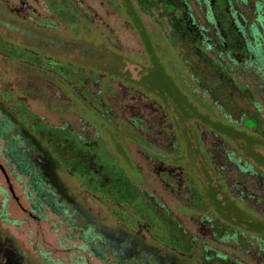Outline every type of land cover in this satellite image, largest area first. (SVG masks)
I'll list each match as a JSON object with an SVG mask.
<instances>
[{
    "label": "rangeland",
    "instance_id": "1",
    "mask_svg": "<svg viewBox=\"0 0 264 264\" xmlns=\"http://www.w3.org/2000/svg\"><path fill=\"white\" fill-rule=\"evenodd\" d=\"M257 1L233 8L253 21ZM139 3L0 0V264L8 251L22 264H44L42 252L64 264L79 257L105 263L78 250L82 231L74 235L69 218L50 203L69 210L78 228L92 225L109 242L139 236L159 253L169 250L162 222L179 224L194 242L186 252L174 249L186 260L172 256L166 264H210L202 261L203 241L218 259L213 264H264V221L239 212L264 219V144L246 156L241 138L220 134L222 121L214 129L195 117L210 111L211 100L193 86L192 61L173 41L169 20L157 18L161 10ZM190 6L198 23L208 24L207 11ZM242 108L256 115L252 106ZM234 114L224 107L219 116ZM255 117L259 123L250 119L243 127L264 129ZM69 140L90 153L76 168L62 155ZM95 159L134 185L137 208H114L90 190L83 175ZM227 193L238 202L236 222L217 210V196Z\"/></svg>",
    "mask_w": 264,
    "mask_h": 264
},
{
    "label": "trees",
    "instance_id": "2",
    "mask_svg": "<svg viewBox=\"0 0 264 264\" xmlns=\"http://www.w3.org/2000/svg\"><path fill=\"white\" fill-rule=\"evenodd\" d=\"M140 1H142V3H139L141 8L147 11L157 8L161 10L160 14L157 13V18L165 17L169 20L174 35L173 41L176 39L181 45H184L179 46L184 50L182 55L186 53V56H189L192 61L189 66L196 75L194 79L192 78L195 80L192 81L193 86L199 88L201 93H205L211 100L210 111L208 112L204 108V110L198 111L195 117L214 129L222 121L225 125H219L220 129L218 128V130L222 132L220 134L224 132L231 139L241 138L242 148H245V150L242 149V152L246 156H249L250 151H258L259 148H256V145L264 144V129L249 130L243 127V124L250 119H254L259 123L255 116H260L264 120V0L257 1L254 8L256 16L253 21L246 19L241 10H234L233 8L234 3L247 5L248 0H190L191 3H189V0ZM190 4H197L200 10L202 9V13L204 12L203 8L207 11L205 12V19L208 24L200 25L198 23ZM225 16L229 24L228 22L225 23ZM210 27H213L217 32L214 37L208 36L209 32L212 31ZM178 104L183 108L186 105V100L182 99ZM244 105L252 106L256 115H253L254 117L249 116L248 111L242 108ZM194 106H198L196 102ZM224 107L236 109L237 115H226V118H221L219 115ZM238 115L239 117L236 118ZM258 125L261 126V124ZM250 136L251 138L256 136V139H248ZM71 141L65 143L62 148V155L66 156L67 161H72V166L76 168V166L82 164L80 160L87 158V154L90 153L86 147L87 151L84 147L83 149L77 146L75 149ZM76 143L80 145V143ZM258 160L262 161L261 157H258ZM97 163L95 159L88 166L87 175H83L92 181L93 185L90 190L94 194L99 193L102 195L107 202L113 203L114 208L120 205H125L126 208H133L134 206L137 208L141 196H139L140 192L135 189L134 185L124 180L122 176L117 177L105 172L103 167ZM222 195V198L217 196L216 199L218 212L223 219L236 222V218L234 221L233 217L238 213L234 205L238 202L228 193ZM42 198L50 203L48 196H42ZM38 206L39 204L35 206V209ZM50 206L59 216L69 218L67 219L69 226L75 228L76 231L74 235H79L78 232L82 231L79 237L82 245L78 250H89L91 254H96L101 261L105 262L104 264H159V262L166 264L164 261H171L172 256H175V259L181 263L187 259V253L179 255L175 253L174 249L186 252L185 250L191 248L194 242L179 224L169 220L162 222L163 233L161 236L164 238L165 247L169 248L166 253H159L157 247L147 245L146 241L139 238V236L130 239V241H125L123 240L124 237L119 236L118 238L115 237L117 239L114 242H109L97 233L96 228L92 225H88L86 229L83 227L78 228L69 210H63V206L58 203L55 205L50 203ZM240 211L242 216L248 214L258 219V222L264 221L263 218H259L258 214L249 209L247 211L239 209ZM136 215L139 216V213H136ZM253 225L256 228L258 227V224ZM213 227L216 229L220 226L217 222H214ZM261 231H264V227ZM223 233L234 235V232L230 231L225 225ZM204 242L206 243V241H203L200 246L201 257L204 258L202 261L210 262V264L218 262V259L210 255L209 252L212 250L210 246ZM66 247L68 246L66 245ZM160 255H164L165 258L160 257ZM41 257L44 264H64L53 259L47 252H42ZM81 260L83 261L81 262ZM22 263L20 257H16L14 253L12 254L9 251L4 257V262H2V264ZM76 263L89 264L86 257H79Z\"/></svg>",
    "mask_w": 264,
    "mask_h": 264
},
{
    "label": "flooded vegetation",
    "instance_id": "3",
    "mask_svg": "<svg viewBox=\"0 0 264 264\" xmlns=\"http://www.w3.org/2000/svg\"><path fill=\"white\" fill-rule=\"evenodd\" d=\"M193 21L195 22V18L193 17ZM197 24V23H196ZM136 127V126H135ZM182 128H181V130L182 131H185V133H186V131H188L187 130V128L186 127H183V126H181ZM176 128V127H175ZM190 133V132H189ZM188 134V133H187ZM142 136V135H141ZM143 137V136H142ZM144 139H146L145 137H143ZM231 157H232V153H229V154H227V157H226V159L228 158L229 160L231 159ZM163 158H165V157H163ZM166 159V158H165ZM237 188H239V186L237 187Z\"/></svg>",
    "mask_w": 264,
    "mask_h": 264
},
{
    "label": "water",
    "instance_id": "4",
    "mask_svg": "<svg viewBox=\"0 0 264 264\" xmlns=\"http://www.w3.org/2000/svg\"><path fill=\"white\" fill-rule=\"evenodd\" d=\"M0 167H1V165H0Z\"/></svg>",
    "mask_w": 264,
    "mask_h": 264
}]
</instances>
